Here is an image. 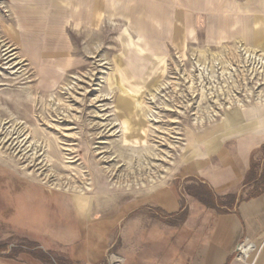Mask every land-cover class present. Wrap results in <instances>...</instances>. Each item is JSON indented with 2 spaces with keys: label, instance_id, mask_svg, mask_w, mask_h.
Listing matches in <instances>:
<instances>
[{
  "label": "rangeland",
  "instance_id": "rangeland-1",
  "mask_svg": "<svg viewBox=\"0 0 264 264\" xmlns=\"http://www.w3.org/2000/svg\"><path fill=\"white\" fill-rule=\"evenodd\" d=\"M96 1L72 14L71 0H0V259L124 264L139 224L148 238L184 228L188 197L222 204L194 196L204 141L236 116L264 121V38L241 36L264 28V0H158L157 22L145 19L155 41L139 28L140 0ZM19 8L37 10L34 26L18 27Z\"/></svg>",
  "mask_w": 264,
  "mask_h": 264
},
{
  "label": "crops",
  "instance_id": "crops-1",
  "mask_svg": "<svg viewBox=\"0 0 264 264\" xmlns=\"http://www.w3.org/2000/svg\"><path fill=\"white\" fill-rule=\"evenodd\" d=\"M71 2L72 14H75L77 8L80 10V6L78 0H71ZM157 2L158 0H151L148 5L142 0L138 2L139 12L143 10L141 4L144 7L148 6L146 12H142L141 15L144 20L149 18L157 22L160 17L159 9L156 7ZM96 3L93 15L99 7L97 1ZM36 11L28 12L19 8L15 12L18 27L25 29L26 26H34L35 21L32 15L39 18L36 16ZM54 13L55 19L58 20L61 13L57 5ZM72 18L76 20L75 17ZM138 24L143 31L142 35H148L149 39L156 40L157 34L150 30L146 20H140ZM261 25V22L256 20V30H247L241 36L246 40L259 42L264 38V28ZM26 33L27 35L25 32L19 34L28 36L32 30L29 32L27 29ZM48 36L49 39L54 36L52 30L47 33ZM55 54L60 53L56 51ZM226 124L220 132L221 136L204 141L203 152L206 159H203L200 171H196V176L202 179L201 184L206 186L222 204L217 203L215 208H207L197 200L188 197V217L184 221V228L151 230L149 231L151 236L148 235V238L142 237L143 233L139 224L137 245L132 247L133 250L131 249L127 256H123L124 264L126 262L128 264L130 262L133 264H241L234 258V253L237 245L244 239L254 244L255 248L251 254L254 264H264V183L257 182L264 174V151L262 150L264 121L259 122L251 117L242 120L236 116L228 119ZM191 153V155L188 154L189 158L187 157L186 160L194 156V153ZM231 195L235 197L233 203H227L229 208L221 210L224 201ZM241 195L244 197L241 198ZM155 197L167 211L177 210L178 206L171 192L159 191ZM126 208L127 205L123 203L120 206L121 212H125ZM195 217L198 221L200 218V227L197 229L193 228L195 225L192 224ZM108 224V221L102 220L97 226L108 229ZM93 226H96V223ZM145 233L146 230H144ZM122 235L123 242L129 245L131 243L130 230L123 229ZM92 236L90 230L84 231L83 245L91 252L94 248H98L95 256L97 259L102 253V247L96 244ZM135 248H137L136 252ZM0 264L39 263L0 259Z\"/></svg>",
  "mask_w": 264,
  "mask_h": 264
},
{
  "label": "built area",
  "instance_id": "built-area-1",
  "mask_svg": "<svg viewBox=\"0 0 264 264\" xmlns=\"http://www.w3.org/2000/svg\"><path fill=\"white\" fill-rule=\"evenodd\" d=\"M254 248L253 242L244 239L239 245H237L234 258L241 264H254V260H251V254Z\"/></svg>",
  "mask_w": 264,
  "mask_h": 264
},
{
  "label": "trees",
  "instance_id": "trees-1",
  "mask_svg": "<svg viewBox=\"0 0 264 264\" xmlns=\"http://www.w3.org/2000/svg\"><path fill=\"white\" fill-rule=\"evenodd\" d=\"M262 150L264 151V147L262 148ZM251 170H252V167H251ZM262 181H264V174L260 176L259 180H257V182L264 183V182H262ZM201 187L203 188V190H204V192H205V193H203L204 195L201 194L202 197L199 196V195H194V196L198 197L199 199H200V198H203V199H204V198H206V196H209V198H213V194L211 193V191H209V190L206 188V186L201 185ZM203 199H202L201 201H203ZM203 202H204V201H203Z\"/></svg>",
  "mask_w": 264,
  "mask_h": 264
},
{
  "label": "bare ground",
  "instance_id": "bare-ground-1",
  "mask_svg": "<svg viewBox=\"0 0 264 264\" xmlns=\"http://www.w3.org/2000/svg\"><path fill=\"white\" fill-rule=\"evenodd\" d=\"M87 8H88V7H87ZM112 263H113V264H120V261H118V260H116V259H115V260L113 259Z\"/></svg>",
  "mask_w": 264,
  "mask_h": 264
}]
</instances>
